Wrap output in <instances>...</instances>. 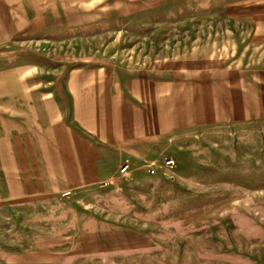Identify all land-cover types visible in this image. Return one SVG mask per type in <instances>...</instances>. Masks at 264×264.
I'll return each mask as SVG.
<instances>
[{"label":"rangeland","instance_id":"374dc122","mask_svg":"<svg viewBox=\"0 0 264 264\" xmlns=\"http://www.w3.org/2000/svg\"><path fill=\"white\" fill-rule=\"evenodd\" d=\"M113 17L43 33V80L75 67L124 80L264 69V0H144ZM25 40L4 49L37 47ZM80 193L0 204V264H264V118L177 128Z\"/></svg>","mask_w":264,"mask_h":264},{"label":"crops","instance_id":"0c3cea01","mask_svg":"<svg viewBox=\"0 0 264 264\" xmlns=\"http://www.w3.org/2000/svg\"><path fill=\"white\" fill-rule=\"evenodd\" d=\"M143 1L0 0V204L81 194L177 128L264 118V69L124 80L108 67H75L43 80V33L104 26ZM257 36L264 41V21ZM22 39L37 47L4 49Z\"/></svg>","mask_w":264,"mask_h":264},{"label":"built area","instance_id":"2783aa9c","mask_svg":"<svg viewBox=\"0 0 264 264\" xmlns=\"http://www.w3.org/2000/svg\"><path fill=\"white\" fill-rule=\"evenodd\" d=\"M162 165L165 167L166 170H171L175 167V160L173 158L165 157L164 164ZM130 166L131 164L129 161L125 162V164L121 168V173H123L124 175H129L131 173ZM146 166L148 167V171L151 174L157 173V161H151V163H148Z\"/></svg>","mask_w":264,"mask_h":264}]
</instances>
